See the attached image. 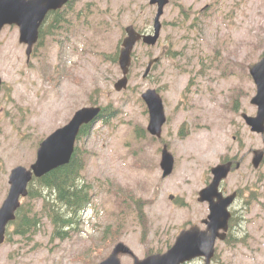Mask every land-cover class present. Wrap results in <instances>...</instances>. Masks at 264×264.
Masks as SVG:
<instances>
[{
	"label": "rangeland",
	"instance_id": "obj_1",
	"mask_svg": "<svg viewBox=\"0 0 264 264\" xmlns=\"http://www.w3.org/2000/svg\"><path fill=\"white\" fill-rule=\"evenodd\" d=\"M170 1L159 44L137 47L129 86L121 92L114 84L122 72L111 58L127 26L152 30L157 8L150 0H82V23L64 14L66 29L56 31L68 34L67 41L44 36L30 62L18 30L2 32L0 204L10 171L34 163L40 142L76 111L96 103L111 115L77 142L86 161L82 175L94 194L83 223L71 238L58 240L45 220L22 251L24 264H98L121 242L140 259L167 251L183 229L207 217L199 192L210 182L211 168L235 155L243 166L222 189L243 190L233 207L242 240L218 242L213 264H264V165L252 166L253 152L264 150V136L252 133L241 117L257 113L247 67L263 56L264 0ZM157 57L160 62L144 78ZM148 89L164 101L161 138L147 131L150 117L141 96ZM164 147L176 160L166 178L160 167ZM35 202L40 212L43 200ZM15 254L13 245L0 247L2 262ZM121 261L134 264L131 256Z\"/></svg>",
	"mask_w": 264,
	"mask_h": 264
},
{
	"label": "water",
	"instance_id": "obj_2",
	"mask_svg": "<svg viewBox=\"0 0 264 264\" xmlns=\"http://www.w3.org/2000/svg\"><path fill=\"white\" fill-rule=\"evenodd\" d=\"M68 0H0V34L6 26H18L20 29V42L27 44V55L30 58L33 46L38 42L39 29L51 11L61 9ZM169 0H151V5L158 6V13L155 18V34L142 36L133 26L126 29L127 37L123 42V49L120 52L119 64L124 77L120 79L115 88L117 91L126 89L129 83L128 74L132 62V52L138 41L143 39L144 43L154 46L157 44L162 29L161 17ZM158 59L150 62L145 77L151 67ZM250 74L257 86V93L251 103L257 106L256 116L243 114V118L251 131L257 134H264V57L258 63L250 65ZM0 77V86L2 85ZM150 114L148 131L160 137L163 125L166 123V115L162 98L156 90H148L143 94ZM102 109L99 107H85L75 113L71 121L62 128H59L45 139L38 150L37 161L32 165L31 170L24 167H17L12 171L10 177V193L2 208L0 209V244L4 242V233L7 224L15 219V213L20 207L21 197L28 194V184L33 176L41 178L46 174L62 166L68 165L75 153L77 138L81 128L95 121ZM264 160V151H256L253 158V165L257 169ZM174 156L165 149L162 155L161 168L164 177H168L174 170ZM233 163L221 164L212 169L213 180L211 184L200 192V202L209 203L210 215L203 221L207 228L201 231L198 227L183 231L175 245L163 255H152L144 260L135 257V264H184L197 257H206L210 264L215 253V244L218 239L224 240L228 230V223L231 218L229 207L235 201L237 195L225 197L220 192L222 182L232 171ZM241 163L236 168L239 169ZM173 199V196H171ZM121 254H133L131 249L123 243L114 248L108 259L100 264H121Z\"/></svg>",
	"mask_w": 264,
	"mask_h": 264
},
{
	"label": "trees",
	"instance_id": "obj_3",
	"mask_svg": "<svg viewBox=\"0 0 264 264\" xmlns=\"http://www.w3.org/2000/svg\"><path fill=\"white\" fill-rule=\"evenodd\" d=\"M172 57H175V54ZM112 58V61L117 63V55ZM110 116L108 108H104L99 118L107 122L106 117ZM90 129L91 126L83 127L79 139L84 135H89ZM85 165L86 161L83 157L81 158L77 147L72 161L68 165L34 181L36 188L33 185L32 194L18 214L17 222L20 225L18 227L20 233L24 236L38 234L45 220L53 226L54 239L67 240L78 231L79 226L83 223L84 213L92 205L94 196L92 184L82 175ZM37 200H43L40 212L37 211L35 202ZM26 208L28 210H24ZM233 216L228 240L236 242L240 240L237 237L240 218L236 216V212L233 213Z\"/></svg>",
	"mask_w": 264,
	"mask_h": 264
},
{
	"label": "flooded vegetation",
	"instance_id": "obj_4",
	"mask_svg": "<svg viewBox=\"0 0 264 264\" xmlns=\"http://www.w3.org/2000/svg\"><path fill=\"white\" fill-rule=\"evenodd\" d=\"M82 0H70L69 3L64 6V8H62L59 11L56 12H51L47 17L45 22L42 24L41 27V34L43 33V29H48L49 31L47 32V35L50 37H56L57 35L60 36L62 38L61 41H59L58 43H62V41H67V39L69 38V35H60L59 33L61 32H56L59 29H66L65 26V21H67V14H70L72 17H75L78 21L79 24L82 23V13L84 12V6H82ZM79 5H81V8H77ZM78 11V12H77ZM67 32V31H66ZM143 34H148L151 33V31H144L142 32ZM141 43V42H140ZM139 43V44H140ZM39 44V43H38ZM138 44V45H139ZM27 47V46H25ZM34 163H32L29 166H23L25 168H27L28 170L31 169L32 165ZM22 165H18L16 167H19ZM14 167L8 176V191L4 193V199L2 201V203L0 204V209L2 208L4 202L6 201V199L9 196L10 193V189H11V185H10V177L12 174V171L16 168ZM1 171V170H0ZM44 177V176H43ZM36 179L35 176L33 177V179L29 182L28 184V195L26 197H22L21 198V206L18 208V210L16 211V215H15V220H11L7 226H6V230L4 233V242L2 244H0V247H2L5 244H10L16 247V252L17 254L12 255V256H8L7 257V261L6 262H2L0 261V264H24L26 261H24L25 259H23L24 257L22 256V251L24 249L25 246L31 244L33 242V240L35 239V237H37V234H31V236H24L22 233L19 232L18 227L20 226L19 223L17 222L18 219V214L19 211L21 209V207L27 203L30 195L33 192V185L36 188V183L34 182ZM24 210H28V208L24 209ZM1 235H0V239H1ZM23 260V261H22ZM204 264L205 260L203 258H200L196 261H193L189 264Z\"/></svg>",
	"mask_w": 264,
	"mask_h": 264
}]
</instances>
